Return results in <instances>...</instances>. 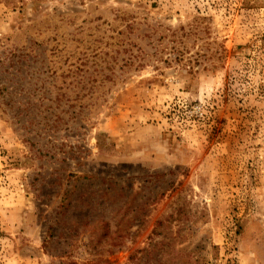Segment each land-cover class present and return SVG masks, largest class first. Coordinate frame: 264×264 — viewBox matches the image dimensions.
Returning <instances> with one entry per match:
<instances>
[{
    "label": "rangeland",
    "instance_id": "rangeland-1",
    "mask_svg": "<svg viewBox=\"0 0 264 264\" xmlns=\"http://www.w3.org/2000/svg\"><path fill=\"white\" fill-rule=\"evenodd\" d=\"M0 264H264V0H0Z\"/></svg>",
    "mask_w": 264,
    "mask_h": 264
},
{
    "label": "trees",
    "instance_id": "trees-1",
    "mask_svg": "<svg viewBox=\"0 0 264 264\" xmlns=\"http://www.w3.org/2000/svg\"><path fill=\"white\" fill-rule=\"evenodd\" d=\"M158 224L161 225L162 222H159ZM135 258H136V254L131 255V259H135Z\"/></svg>",
    "mask_w": 264,
    "mask_h": 264
}]
</instances>
